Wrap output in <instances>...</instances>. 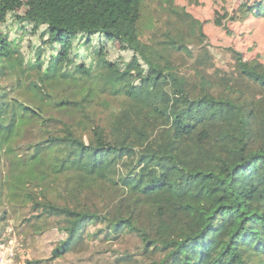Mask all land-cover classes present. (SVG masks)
<instances>
[{
	"label": "trees",
	"instance_id": "obj_1",
	"mask_svg": "<svg viewBox=\"0 0 264 264\" xmlns=\"http://www.w3.org/2000/svg\"><path fill=\"white\" fill-rule=\"evenodd\" d=\"M143 8L0 0V25L10 15L59 47L42 69L41 52L25 61L0 27V220L10 211L36 235L49 221L61 234L49 258L26 264L121 234L138 244L111 253L118 264H264V64L215 46L232 60L224 71L191 13L170 9L142 28ZM94 36L132 49L131 60L121 68L100 46L90 65L65 68L73 41ZM58 187L67 199L47 194Z\"/></svg>",
	"mask_w": 264,
	"mask_h": 264
},
{
	"label": "rangeland",
	"instance_id": "obj_2",
	"mask_svg": "<svg viewBox=\"0 0 264 264\" xmlns=\"http://www.w3.org/2000/svg\"><path fill=\"white\" fill-rule=\"evenodd\" d=\"M251 4L259 5L261 8L258 9L259 11L255 10L257 12L253 11L245 19H239L238 17L243 15L242 6ZM182 8L202 23L216 67L231 71L233 63L227 52L215 46H231L240 51L252 69L258 70L264 64V0H144L140 26L150 27L153 20L167 17L170 9L181 11ZM24 11L25 7L22 6L16 10V13L22 15ZM233 16L238 17L232 19ZM0 27L9 33L10 38L19 40L20 51L25 61L36 56L40 51L39 63L42 69L47 66L52 53L59 50L58 45L46 42L48 36L47 33L42 35L43 28L35 29L31 24L18 23L10 15ZM100 46L103 48L105 60L121 68L134 54L132 49L124 48V45L109 41L102 36L92 37L89 44L76 38L69 50V59L64 64L65 68H73L80 63L90 65L93 52ZM139 62L144 64L141 60ZM7 81H3L2 84L9 88ZM56 89L61 90L59 87ZM26 136L24 143L26 138L28 141L32 140L29 135ZM62 190L63 188L58 187L57 192L51 190L47 194L49 193L48 195L54 200L62 201L68 197ZM2 208L8 210L7 205L2 204L0 213ZM7 212L5 219L0 220V264H26L30 260L49 258L51 249L61 238V234L53 227V222L42 224L44 228H51L36 235L21 226V217L17 220L10 211ZM97 228H101V225L90 226L88 231L92 233ZM88 242L82 251L66 254L63 259L48 264H118L111 253L120 256L124 252H134L138 244L134 237L125 234H121L116 241L110 239L102 241L98 238Z\"/></svg>",
	"mask_w": 264,
	"mask_h": 264
}]
</instances>
